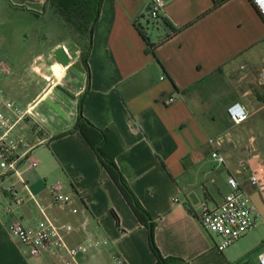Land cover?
Returning <instances> with one entry per match:
<instances>
[{"label":"crops","instance_id":"0c3cea01","mask_svg":"<svg viewBox=\"0 0 264 264\" xmlns=\"http://www.w3.org/2000/svg\"><path fill=\"white\" fill-rule=\"evenodd\" d=\"M18 1L19 16L30 23L20 28V40L50 44L29 64L38 92L25 106L34 104L36 111L58 85L73 86L74 101L63 116L47 104L44 112L55 117L50 120L65 116L64 121L56 119L55 127L44 125L39 115L41 130L30 136V157L37 168L22 162L17 176L0 178L12 182L0 188V264H61L55 251L30 256L8 231L15 221L29 228L46 221L71 225L74 230L65 238L69 245L83 242L88 233L108 240L81 256L80 264H115V256L125 264L156 263L147 228L139 224L83 136L72 132L80 114L94 127L111 130L107 144L120 146L114 162L154 223V241L163 257L185 264H259L264 221L219 252L217 237L199 219L202 203L209 210L222 203L230 191L229 177L254 205L257 196L264 200L248 181L251 169L264 162V87L259 81L264 60L256 50L264 39V21L250 0H164L161 17L181 29L167 39L170 29L148 19V0H102L88 71L81 61L84 41L52 1ZM149 27L159 30L150 36ZM59 49L69 65L59 62ZM75 62L81 70L72 67ZM168 97L174 102L166 104ZM234 103L248 113L239 125L226 112ZM37 143L45 148L35 149ZM212 152L224 163L213 159ZM56 183L70 197L68 204H54L51 187ZM10 188L16 192L13 197ZM14 197L23 198V204L12 205Z\"/></svg>","mask_w":264,"mask_h":264},{"label":"built area","instance_id":"2783aa9c","mask_svg":"<svg viewBox=\"0 0 264 264\" xmlns=\"http://www.w3.org/2000/svg\"><path fill=\"white\" fill-rule=\"evenodd\" d=\"M250 2L264 21V0H250ZM164 7V0H148L147 16L153 24L158 22ZM160 79L162 80L163 77ZM259 81L264 87V64L259 71ZM173 102L172 97L165 100L166 104ZM34 110V104L22 107L6 98L0 88V178L4 175L17 176L22 162H27L29 168H37V161L30 157L34 148L30 136H34L41 130ZM226 112L235 125L243 123L248 118L247 111L240 103L231 104ZM211 157L220 164L224 163V159L216 152H212ZM248 181L264 198L263 161H258L251 169ZM228 185L230 191L217 208L209 210L206 204L202 203L199 213L204 230L217 237L216 249L219 252H223L240 238L254 231L260 219L255 205L250 197L240 189L234 177L228 178ZM15 193L13 188L8 189V194L12 197L16 195ZM51 194L54 204L59 206L66 205L71 200L61 191L60 183L51 187ZM23 202V198L14 197L12 205L20 206ZM81 227L85 229V223ZM73 230L71 225L57 226L49 221L40 222L36 228L25 227L17 221L11 222L8 226L9 233L28 248L30 256H39L45 251H55L59 253L61 264H80L81 256L108 243L106 238L98 239L88 233L83 242L69 245L65 238ZM113 262L125 264L118 256L113 257ZM258 262L264 264V252L259 256Z\"/></svg>","mask_w":264,"mask_h":264},{"label":"trees","instance_id":"16d2710c","mask_svg":"<svg viewBox=\"0 0 264 264\" xmlns=\"http://www.w3.org/2000/svg\"><path fill=\"white\" fill-rule=\"evenodd\" d=\"M51 1L61 18L70 27H72L84 41L81 61L84 69L88 71L87 58L90 50V41L94 24L96 23L99 16L102 0ZM158 21H161V23L172 32V34L165 37L166 39L181 30L175 28L168 22V20L161 16L159 17ZM140 34L143 37L148 50H152V45L149 44L148 38L145 36L142 30H140ZM83 98L84 94L80 98L79 108L81 107ZM72 132H79L83 136V138L96 154L102 167L107 172L110 179L116 185L122 197L134 213L139 224L147 228L148 242L150 249L156 259L155 264H185V262L179 258L163 257L160 254L154 241V223L152 222L146 210L138 202L137 198L129 188L128 183L123 178L121 172L114 162V157L117 153H119L120 146L116 145L115 142H113V144L111 145L107 144L108 135L112 133L111 130H101L94 127L86 118H84L80 114Z\"/></svg>","mask_w":264,"mask_h":264},{"label":"rangeland","instance_id":"374dc122","mask_svg":"<svg viewBox=\"0 0 264 264\" xmlns=\"http://www.w3.org/2000/svg\"><path fill=\"white\" fill-rule=\"evenodd\" d=\"M20 3L21 2L18 0H0V88L4 91L6 97L14 99L16 103L24 107L25 103L30 101L38 92V88L36 87L35 82H33L31 76L32 74L30 72L29 64L32 61L34 55L42 51H46L47 46L50 44L49 41L33 43V41L23 42L20 40L21 34L23 33V30L20 28L30 25V23L23 19L22 16H19L18 11L16 10L18 9L19 5H21ZM23 5H25L27 8L26 4ZM34 28L37 30L38 23L34 22ZM149 30L150 31L148 35L151 36L157 33L159 28L149 27ZM28 31V36L31 37V29ZM50 31L53 33L55 30L51 28ZM38 45H44V48H40ZM256 50L259 54L258 58L260 60H264V39L260 41V44L257 46ZM12 84L16 88L15 92H13ZM46 108L47 103L43 100L38 103L36 111L34 110L38 120L40 119L39 115H42V120H46L44 125H49L52 128L55 127L59 122L56 121V119L64 121L65 116L63 118L58 117L54 121L50 120L51 117H55L51 114L45 113L44 111ZM71 118L72 119L69 118V120H74L73 117ZM72 126L74 129L75 123ZM42 147L45 148V145L40 143L35 144V149ZM262 147L264 149V145ZM10 183L12 182L10 181L8 183L5 181L4 177L0 180V188H8ZM254 203L257 209L262 211V215L260 214L261 217L259 219L260 224L264 221V200L257 196V198L254 200Z\"/></svg>","mask_w":264,"mask_h":264},{"label":"water","instance_id":"95a60500","mask_svg":"<svg viewBox=\"0 0 264 264\" xmlns=\"http://www.w3.org/2000/svg\"><path fill=\"white\" fill-rule=\"evenodd\" d=\"M60 52H62L61 49L55 52L59 62L64 66L69 65L70 60L64 55H60ZM73 56L76 55L74 54ZM72 67L81 70L80 62L73 63ZM55 90L56 92H53L50 96L44 98V101L51 106L56 114L63 116L69 111L70 103L74 101V97L70 93L74 90V87L69 84V87L66 89L63 86L58 85L55 87Z\"/></svg>","mask_w":264,"mask_h":264},{"label":"bare ground","instance_id":"6f19581e","mask_svg":"<svg viewBox=\"0 0 264 264\" xmlns=\"http://www.w3.org/2000/svg\"><path fill=\"white\" fill-rule=\"evenodd\" d=\"M56 66V65H55ZM54 68V67H53ZM56 75V74H55ZM57 77H59V76H57Z\"/></svg>","mask_w":264,"mask_h":264}]
</instances>
